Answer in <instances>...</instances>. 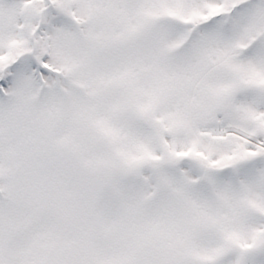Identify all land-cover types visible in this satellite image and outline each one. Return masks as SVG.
Returning a JSON list of instances; mask_svg holds the SVG:
<instances>
[{"label": "snow or ice", "instance_id": "snow-or-ice-1", "mask_svg": "<svg viewBox=\"0 0 264 264\" xmlns=\"http://www.w3.org/2000/svg\"><path fill=\"white\" fill-rule=\"evenodd\" d=\"M0 264H264V0H0Z\"/></svg>", "mask_w": 264, "mask_h": 264}]
</instances>
